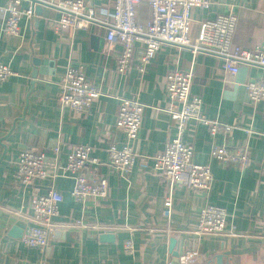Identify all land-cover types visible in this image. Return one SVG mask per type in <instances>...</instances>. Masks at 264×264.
Returning <instances> with one entry per match:
<instances>
[{"label": "crops", "instance_id": "crops-1", "mask_svg": "<svg viewBox=\"0 0 264 264\" xmlns=\"http://www.w3.org/2000/svg\"><path fill=\"white\" fill-rule=\"evenodd\" d=\"M11 2L0 0V8ZM210 2L208 8L191 10V37L197 35L199 21L232 10L237 15L233 43L247 50L264 45V0ZM85 4L94 9L99 21L112 13L113 0H85ZM17 7L27 10L31 2L19 0ZM4 17L0 11V63L8 65L16 76L0 84V264H169L171 238L183 242L186 253L195 254L190 264H207L224 253L228 256L222 262L228 264H264V138L244 131L264 130V102L253 105L243 87L246 82L264 80L263 68L243 67V74L226 78L219 58L166 44L143 74L133 60L122 76L116 71L121 45L107 42L105 24L92 22L84 29H67L56 35L49 22L58 17V11L51 9L33 18L22 17L20 36L4 37ZM149 18L148 5L137 4L135 21L145 23ZM34 60L41 64L35 66ZM68 67L82 68L101 94L86 114L62 107L57 101L58 83ZM170 70H190V94L201 98L202 112L211 120L235 126L227 135L211 136L197 122L185 125L182 139L193 147V162L211 167L208 194L192 191L184 180L170 185L162 176L140 168V161L123 177L107 165V147H119L125 139L114 129L120 99H136L145 106L132 144L137 155H156L176 136L165 93V77ZM79 144L93 148L97 173L108 183L106 197L75 202L70 196L73 181L65 176L32 186L14 179L21 151L44 153L46 167L51 170ZM214 145L245 151L248 164L243 168L221 164L210 156ZM49 189L62 196L53 224L54 233H63L52 234L47 255L42 258L38 250L25 246L10 230L16 222L29 224L31 198ZM169 195L173 206L166 220L162 216L163 200ZM208 204L226 211L228 224L235 227L238 236L195 233L198 212ZM103 234L113 240L101 241ZM126 241L132 243V254L123 250Z\"/></svg>", "mask_w": 264, "mask_h": 264}, {"label": "built area", "instance_id": "built-area-1", "mask_svg": "<svg viewBox=\"0 0 264 264\" xmlns=\"http://www.w3.org/2000/svg\"><path fill=\"white\" fill-rule=\"evenodd\" d=\"M40 1L58 11V17L49 22L50 29L56 35L67 29H84L92 22L105 24L107 42L121 45V52L116 57V71L122 76L133 60H136L137 69L143 74L156 53L166 44L188 49L192 54L201 53L219 58L226 78L236 75L240 67L264 69V45L247 50L233 43L237 15L232 10L217 14L213 19L199 21L197 35L190 36L193 23L191 10L208 8L210 0H113L112 13L103 22L96 19L94 9L86 6L85 0ZM141 2L146 3L150 10V18L145 23L135 21V6ZM18 4L19 0H14L0 8L5 15L1 28L4 37H19L21 18L34 17L32 8L21 11ZM11 76H16V73L8 65L0 63V84ZM191 83L190 70L167 72L165 93L170 103L167 112L177 133L162 152L153 156H139L132 147L142 124L145 106L136 99H120L114 129L123 133L125 139L119 147L115 144L107 147V165L110 168L123 177L132 171L136 161H140V168L162 176L170 185L184 180L192 191L209 193L212 186L211 167L209 164L193 162V147L182 139L185 125L190 121L197 122L205 126L211 136L227 135L235 126L209 119L202 112L201 98L190 94ZM58 86L57 101L60 105L80 114L88 113L92 103L101 95L80 67H68ZM243 87L253 105L264 102V80H252ZM244 131L248 135L257 134L264 138V130L256 133L249 128ZM58 151L56 147L55 154ZM92 151L89 145L72 146L64 162H55L51 170L46 167L44 153L21 151L16 158L14 179L21 185L32 186L37 181L65 176L73 181L70 196L75 202L82 204L89 199L104 198L108 194V183L98 175V160L91 156ZM210 156L221 164H232L239 168L249 162L245 151L231 150L226 146H212ZM61 202L62 196L55 189L31 198L30 222L22 232L21 241L25 246L38 250L42 256L55 231L53 222L59 215ZM163 206L162 216L168 220L173 206L170 195L164 198ZM195 233L201 236H238L235 227L228 224L226 211L209 204L198 212ZM123 250L127 254L133 253L131 241L124 243ZM194 260L195 254L190 253L178 258L179 264H190Z\"/></svg>", "mask_w": 264, "mask_h": 264}, {"label": "water", "instance_id": "water-1", "mask_svg": "<svg viewBox=\"0 0 264 264\" xmlns=\"http://www.w3.org/2000/svg\"><path fill=\"white\" fill-rule=\"evenodd\" d=\"M14 1V0H11ZM31 2V8L33 9L34 15H42L43 13L48 12V10H51V7L46 6V4H44L43 2H41L40 0H30ZM35 66H39L41 64V62L39 60H34L33 61ZM245 72V68L240 67L238 73L241 72L242 73ZM35 73L36 71L33 72L32 78H35ZM26 224L23 222H16L15 226L11 228L10 230V234L14 237V238H20L22 235V232L25 228ZM63 232L61 231H56L54 233V236H60V234L62 235ZM99 239L101 241H105V242H111L113 240L111 235H107V234H103L100 235ZM48 249L45 250L44 255L42 256V258H44L47 255ZM169 253L171 255V261L169 262V264H179L178 262V258L181 255H185L186 254V250L184 249V245L183 242H180L179 240L175 239V238H171L169 240ZM228 256V254L224 253L220 256H216L214 261L210 260L209 262H207V264H228L227 262H222V260L226 259V257Z\"/></svg>", "mask_w": 264, "mask_h": 264}]
</instances>
